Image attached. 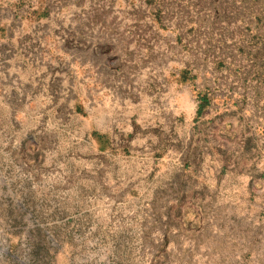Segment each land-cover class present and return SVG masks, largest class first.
Listing matches in <instances>:
<instances>
[{
	"label": "rangeland",
	"instance_id": "374dc122",
	"mask_svg": "<svg viewBox=\"0 0 264 264\" xmlns=\"http://www.w3.org/2000/svg\"><path fill=\"white\" fill-rule=\"evenodd\" d=\"M0 264H264V0H0Z\"/></svg>",
	"mask_w": 264,
	"mask_h": 264
}]
</instances>
